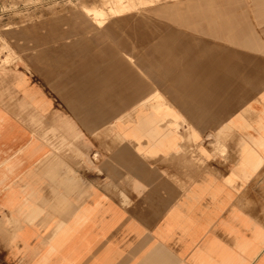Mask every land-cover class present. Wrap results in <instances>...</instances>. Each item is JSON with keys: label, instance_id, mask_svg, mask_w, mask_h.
<instances>
[{"label": "crops", "instance_id": "obj_1", "mask_svg": "<svg viewBox=\"0 0 264 264\" xmlns=\"http://www.w3.org/2000/svg\"><path fill=\"white\" fill-rule=\"evenodd\" d=\"M150 14L135 60L81 48L0 95L5 264H264V0Z\"/></svg>", "mask_w": 264, "mask_h": 264}, {"label": "rangeland", "instance_id": "obj_2", "mask_svg": "<svg viewBox=\"0 0 264 264\" xmlns=\"http://www.w3.org/2000/svg\"><path fill=\"white\" fill-rule=\"evenodd\" d=\"M162 1L0 0V95L16 94V74L50 79L69 59L82 57L81 48L108 45L135 60L168 29L150 14ZM147 74L142 70V77ZM0 242V264H5L8 248L1 236Z\"/></svg>", "mask_w": 264, "mask_h": 264}, {"label": "bare ground", "instance_id": "obj_3", "mask_svg": "<svg viewBox=\"0 0 264 264\" xmlns=\"http://www.w3.org/2000/svg\"><path fill=\"white\" fill-rule=\"evenodd\" d=\"M93 40V39H92ZM215 90V89H214ZM219 93V92H218ZM223 96V95H222ZM247 107V106H246ZM251 110V109H250ZM260 117V116H259ZM263 118V117H262ZM228 128V127H227ZM221 134V133H220ZM239 136V135H238ZM262 142V141H261ZM206 144V143H205ZM239 146H241V145H239ZM221 170V169H220Z\"/></svg>", "mask_w": 264, "mask_h": 264}]
</instances>
